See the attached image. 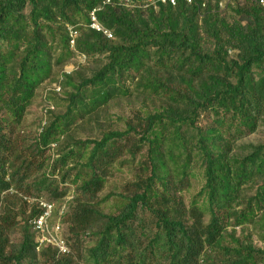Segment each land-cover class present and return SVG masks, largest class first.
<instances>
[{"label":"trees","instance_id":"obj_1","mask_svg":"<svg viewBox=\"0 0 264 264\" xmlns=\"http://www.w3.org/2000/svg\"><path fill=\"white\" fill-rule=\"evenodd\" d=\"M106 1L0 0V264H264L260 0Z\"/></svg>","mask_w":264,"mask_h":264},{"label":"built area","instance_id":"obj_2","mask_svg":"<svg viewBox=\"0 0 264 264\" xmlns=\"http://www.w3.org/2000/svg\"><path fill=\"white\" fill-rule=\"evenodd\" d=\"M162 3L169 2L174 5L175 0H158ZM187 3H191V0H184ZM232 2V0H224L219 3V8L224 9L227 4ZM106 3H109L107 0ZM259 5L264 10V0L259 1ZM91 24L90 28L97 32H102L108 39L112 38L111 34L103 29L98 21L96 20L94 11L90 14ZM71 37H75V33L71 32ZM70 47L73 48V41L70 42ZM83 60V59H82ZM56 92H59V89L56 88ZM39 209L42 210L41 215L33 219L30 223L32 225L33 231L36 232L38 246H50L57 251L58 255H66L69 253V248L66 245L65 239L63 238L62 226L60 223V218H53V212L55 210V205L48 203L45 200L38 199L34 200ZM64 212V207L59 210V215L61 216Z\"/></svg>","mask_w":264,"mask_h":264},{"label":"rangeland","instance_id":"obj_3","mask_svg":"<svg viewBox=\"0 0 264 264\" xmlns=\"http://www.w3.org/2000/svg\"><path fill=\"white\" fill-rule=\"evenodd\" d=\"M70 71V69H67ZM47 105L46 102H44L40 97H38L33 103L32 107L29 110L28 114L25 117L24 123L22 125V129L25 133L27 134H34L37 132L39 128V123H40V118H42L43 111L42 109ZM114 113H120L115 110H113ZM43 119V118H42ZM259 135H256L255 137L249 138L248 140L252 139H257ZM196 177L192 180V186L190 190L187 193L183 194L184 201L185 203L189 202V199L191 196L197 193L199 188L201 187V179L200 176L197 175V172L195 173ZM130 174L128 173L127 169H124L120 174H116L115 178L112 180H108L109 184L114 185L116 182H120L121 180L124 179V182L129 181L130 179ZM112 181V182H110ZM109 191V187L105 188L103 192L100 194V196H103L105 193ZM110 204V202L108 203ZM55 206H58V204L55 203ZM107 207H104V211L107 212ZM17 231L14 233V235H11L10 241L11 243H17L20 240V232L18 231V228L16 229ZM255 245L258 247L261 246L262 244L255 238Z\"/></svg>","mask_w":264,"mask_h":264}]
</instances>
